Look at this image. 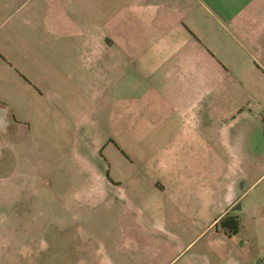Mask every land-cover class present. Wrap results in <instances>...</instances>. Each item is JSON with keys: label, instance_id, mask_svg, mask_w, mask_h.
<instances>
[{"label": "crops", "instance_id": "0c3cea01", "mask_svg": "<svg viewBox=\"0 0 264 264\" xmlns=\"http://www.w3.org/2000/svg\"><path fill=\"white\" fill-rule=\"evenodd\" d=\"M0 203V264H264V0H0Z\"/></svg>", "mask_w": 264, "mask_h": 264}, {"label": "trees", "instance_id": "16d2710c", "mask_svg": "<svg viewBox=\"0 0 264 264\" xmlns=\"http://www.w3.org/2000/svg\"><path fill=\"white\" fill-rule=\"evenodd\" d=\"M238 218L237 217H228L224 222L223 225L227 227L229 234H234L238 230Z\"/></svg>", "mask_w": 264, "mask_h": 264}, {"label": "rangeland", "instance_id": "374dc122", "mask_svg": "<svg viewBox=\"0 0 264 264\" xmlns=\"http://www.w3.org/2000/svg\"><path fill=\"white\" fill-rule=\"evenodd\" d=\"M2 215V211H1V203H0V229H1V227H2V220H3V217L1 216ZM81 218V217H80ZM80 218H77V219H79V221H82V220H80ZM65 219V218H64ZM86 219V218H85ZM70 220H72L71 218H70ZM80 224H82L81 222H80ZM1 238V237H0ZM7 245H9V244H0V257H1V255H2V251H3V247H7ZM12 245V244H11Z\"/></svg>", "mask_w": 264, "mask_h": 264}]
</instances>
